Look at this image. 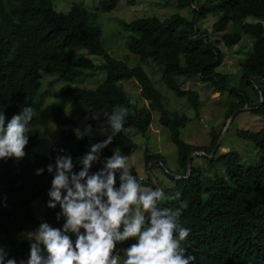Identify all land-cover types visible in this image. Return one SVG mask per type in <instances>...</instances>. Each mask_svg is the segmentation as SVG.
I'll list each match as a JSON object with an SVG mask.
<instances>
[{"label": "trees", "instance_id": "16d2710c", "mask_svg": "<svg viewBox=\"0 0 264 264\" xmlns=\"http://www.w3.org/2000/svg\"><path fill=\"white\" fill-rule=\"evenodd\" d=\"M122 1L129 5L137 2L99 0V9L112 11ZM176 5L178 8L192 7V20L176 12L164 19L145 16L121 22L124 29L130 31L125 47L140 61L131 66L127 60L109 52L102 28L94 23L96 13L86 7L73 4L68 11H58L55 0H2L0 113H5L7 121L24 107H31L42 93L43 75L47 73L64 80L56 96L82 103L88 109L89 117L81 130L86 124L92 125L88 136L77 139L74 133L77 122L61 106H54L52 119L64 128L59 131L49 153H38L35 150L37 137L31 135L25 149L27 155L22 160H0V247L8 253L7 258H15L17 264L27 261L33 242L28 233L38 229L42 222L62 227L63 218L59 222L55 218L59 206L56 209L46 207L53 179L47 166L54 164L57 155L66 154L73 158L78 172L82 168L79 158L90 150L92 143L102 142L96 128L101 127L110 135L112 129L107 116L116 106H124L128 108L125 119L128 131L114 138V147L123 152L136 148L131 129L146 135L152 124V110L157 109L160 124L169 131L178 150L176 175L183 177L172 176L174 186L163 190L164 196L170 193L172 198L166 202L162 200L160 207L175 210L187 201L181 223L191 232L183 245L187 254L195 257L194 264H264V124L258 131H237L240 137L251 140L258 148L259 158L255 162L244 165L237 151H228L219 157L226 177L206 176L193 164L188 174V159L194 150L204 151L209 164H215L217 151L213 156L209 154L221 132H211L212 143L208 147L185 142L181 132L188 116L166 106L167 97L155 86L146 68L153 64L161 66L162 71L158 67L159 82L179 98H185L197 118H200V92L185 88L178 80L180 76L199 77L209 83L210 90L229 91L239 98L230 103L227 119L244 106L253 107L252 112L264 118V0H178ZM212 13L219 15L212 26L214 33L225 32L231 21L236 30L215 41L210 38L209 30L199 31L198 21ZM248 17L255 21L247 22ZM242 33L251 34L254 43L251 55L241 63V85L235 88L230 87L231 75L217 70L226 57L220 44L233 46L241 40ZM97 72L106 73L102 82L94 87L81 84L84 78ZM130 79L138 82L140 94L149 105L129 103L134 98L120 82ZM245 85L251 86L253 95L248 94ZM252 97H255L254 103ZM93 116L99 119H92ZM221 147L222 144L218 149ZM112 155L111 150L103 149L100 161L93 164L91 171L100 170L106 158ZM146 158L147 165L153 159L164 163L160 153L148 151ZM41 168L43 174L36 175V170ZM132 173L143 182L134 166ZM145 184L153 183L149 179ZM177 192L181 194L179 199ZM35 199H41L45 205L44 219H39L31 206ZM124 243L118 244L117 250Z\"/></svg>", "mask_w": 264, "mask_h": 264}, {"label": "clouds", "instance_id": "9594fccd", "mask_svg": "<svg viewBox=\"0 0 264 264\" xmlns=\"http://www.w3.org/2000/svg\"><path fill=\"white\" fill-rule=\"evenodd\" d=\"M34 116L35 110L30 106L7 121L5 113H0V160H22L27 155ZM127 116V107L113 109L107 116L111 134L102 142L91 144L90 150L79 158L82 168L78 172L73 158L66 154L57 155L54 164L47 166L53 179L46 207L59 206L55 218L57 222L63 218L64 223L53 227L42 222L35 233L29 234L33 241L29 256L20 264H194L195 257L188 255L183 245L191 232L181 223L187 201L175 210L162 209L163 189L143 186L132 173L131 157L116 151L106 158L100 170L91 171L93 164L100 161L102 150L118 134L127 133ZM91 132V124L83 130L74 129L77 139ZM43 172V168L37 169L36 175ZM180 195L177 192L176 198ZM130 239L135 242L123 249L122 259L117 246ZM7 257L8 253L0 247V264H17L15 258Z\"/></svg>", "mask_w": 264, "mask_h": 264}, {"label": "rangeland", "instance_id": "374dc122", "mask_svg": "<svg viewBox=\"0 0 264 264\" xmlns=\"http://www.w3.org/2000/svg\"><path fill=\"white\" fill-rule=\"evenodd\" d=\"M135 5H129L122 1L112 11H101L99 9V0H55V7L58 11H68L73 4H79L86 7L88 10L96 13L94 23L99 25L103 30V38L106 48L115 57L127 60L129 65L133 66L140 63L139 59L132 53H129L125 47V41L128 38L130 31L124 29L122 21H130L137 17H153L164 19L170 15L179 12L189 20L194 17L192 7L178 8L176 3L178 0H136ZM204 1V0H202ZM218 14L212 13L207 18L199 20L197 28L199 31L207 29L210 31L212 40L221 39V37L229 32L236 30V25L231 21L223 33H214L212 26L218 19ZM247 22H254L255 18L248 17ZM254 38L251 34L242 33L241 40L233 45L227 46L223 42L220 44L221 49L225 52L226 57L223 63L217 68L220 73L230 74L232 84L230 87L239 88L241 85V63L244 62L252 53ZM95 57V56H93ZM146 67V66H145ZM162 71V67L158 65ZM156 65H147V70L150 73L155 86L162 91L167 97L166 106L172 111H180L188 116L187 125L182 129V139L192 145L200 147H208L212 143V131L222 132L227 124V111L232 101H237L239 98L232 96L229 91L224 93L214 92L208 88L209 83L201 78L189 79L185 76L178 77V80L185 88H194L200 92L201 106L200 118L195 116V111L190 107L185 98H179L174 92L167 90L162 82H159V68ZM105 73V72H104ZM103 72H97L95 75L87 76L82 80L83 85L94 87L105 79ZM158 80V81H157ZM64 80L60 76L45 73L43 75L42 93L38 95L31 106L35 110V116L32 120L33 132L31 135H36L37 142L35 150L40 154H48L51 146L59 137V131L64 127L53 121L51 110L54 106H61L67 114H69L77 122V127H81L88 119V109L82 103H74L66 100L63 97L56 96V92L60 90ZM120 84L131 93L134 98V105L148 104L141 94V87L134 79L123 80ZM239 90V89H238ZM245 90L253 95V89L249 85H245ZM253 103L255 97H252ZM149 105V104H148ZM250 109H238L233 122L225 133L222 141V147L217 150L216 162L214 165L209 164V160L202 155H195L192 161L193 167L201 171L204 175L215 177H226V169L220 156L228 151H237L241 156V163L249 165L259 158V150L256 145L248 139H244L237 134L238 130L258 131L264 124V118L252 112ZM102 141L107 138L106 131L101 128H96ZM132 136L137 144V147L129 151L123 152L118 150L112 144L107 148L112 151L119 152L122 155L130 156L131 163L137 169L139 175L143 179L141 183L146 187H157L150 179L149 171L156 177L163 190L174 186V175L178 172V150L170 139L169 131L160 124V113L157 109L152 110V124L147 134L143 135L136 129H131ZM214 148L212 149V151ZM152 153H160L163 156L164 163L158 159H153L148 165L146 157ZM211 151V152H212ZM211 154V153H210ZM210 156V155H209ZM152 165V169H151ZM150 169V170H149ZM171 175V176H170ZM172 176L174 178H172ZM153 184H145L148 180ZM172 195L166 194L164 202L170 200ZM31 206L34 209L36 216L39 219L45 218V205L41 199H35ZM37 230V229H36ZM32 231L28 234L35 233ZM133 240L131 243H134ZM130 243V244H131ZM129 244V245H130ZM128 245V246H129ZM127 246V247H128ZM126 247V248H127ZM123 259V254L121 253ZM25 261V260H23Z\"/></svg>", "mask_w": 264, "mask_h": 264}, {"label": "water", "instance_id": "95a60500", "mask_svg": "<svg viewBox=\"0 0 264 264\" xmlns=\"http://www.w3.org/2000/svg\"><path fill=\"white\" fill-rule=\"evenodd\" d=\"M254 83V82H253ZM254 85H256L254 83ZM243 109H250L248 106H244V107H241L240 110H243ZM238 113V110H236L228 119L227 121V124H226V127H225V130L222 132V134L220 135L217 143L215 144L214 146V150L211 152V154H209L210 156H213L216 151L218 150L219 146L221 145L223 139H224V136H225V133L226 131L228 130V128L230 127L231 123L233 122L235 116L237 115ZM194 155H202V156H206L207 154L204 152V151H197V150H194L191 152L190 156H189V159H188V174L190 173L191 171V168H192V157ZM150 170V169H149ZM149 174H150V179L154 182H157L155 183L156 186L158 187H161L159 182L157 181L156 177H154L153 173L151 172V170L149 171ZM175 177H183V176H178V175H175ZM162 188V187H161ZM131 241V239L129 241H126L117 251L119 252H122L123 249L129 244V242Z\"/></svg>", "mask_w": 264, "mask_h": 264}]
</instances>
